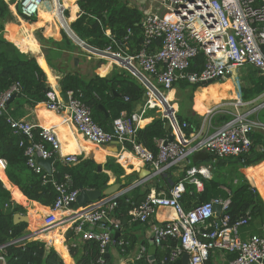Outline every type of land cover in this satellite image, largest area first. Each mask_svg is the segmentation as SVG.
Instances as JSON below:
<instances>
[{"label":"built area","instance_id":"1","mask_svg":"<svg viewBox=\"0 0 264 264\" xmlns=\"http://www.w3.org/2000/svg\"><path fill=\"white\" fill-rule=\"evenodd\" d=\"M46 0H16L18 16L24 19L35 17L41 3ZM57 2V0H56ZM167 14L146 13L140 21L142 42L133 53L126 54L123 49L112 51L114 58L128 61L132 65L125 68L136 77L145 88V99L138 111L130 115L122 114L111 122L112 132L98 125L91 116L88 106L82 101L80 91L65 92L67 101L54 89L46 93L45 107L53 112H66L75 129L88 141L96 145H107L114 140L121 149L131 144V152L152 169V175L164 173L168 168L186 162L193 152L206 150L214 157L238 156L246 153L251 144L250 134L254 130L264 131V121L251 118L249 111L231 114L232 118L217 127L208 135L197 138L186 135L187 122L179 123L174 109L167 100L165 92L179 79L189 83H208L224 80L237 69L250 65L264 77V0H159ZM132 30L127 28L125 38ZM79 44H85L79 40ZM87 46V45H86ZM153 46H156L152 49ZM125 50L128 47L124 48ZM97 50V49H96ZM102 51V50H99ZM203 53L204 63L201 71H187L190 61ZM138 65V68L135 67ZM21 85L13 83L0 91V114L5 113V121L15 134L27 139L24 148L26 165L34 173L41 174L43 182L51 181L55 197L48 213L42 219L41 227L33 234L24 235L17 240L33 239L34 235L47 233L55 229L71 231L73 241H94L98 244V262L103 261L111 245H123L113 237L122 227L121 219L116 215L117 199L122 194L104 196L82 207L73 208L79 193L74 187L71 176L63 174L55 180L50 168L48 174L37 163V158L54 157L60 151V141L51 127L42 126L34 121L15 118L8 113L7 101L13 94L19 93ZM263 94V93H262ZM261 94V95H262ZM259 95V96H261ZM251 101H237L242 108ZM169 106L174 119L166 112ZM264 107V104L262 105ZM172 108V109H171ZM148 109H160L161 118L171 123L175 131L174 139H156L157 153L135 141V132ZM228 112V111H225ZM224 112V113H225ZM80 160L77 154L62 157V163L75 165ZM210 165L186 167L184 176L171 185L168 195L151 192L138 205L127 212L130 220L147 223L159 207H171L174 217L162 224L152 226V241L161 246L166 236H174L178 244L169 250L163 260L174 261L183 253H188L189 264H206L212 251L234 253L235 257L224 264H262L264 259V236L253 234L247 239L238 236V228L249 223L247 214L229 223L225 211L229 199H211L203 201L189 210H184L180 198L185 192V183L195 185L197 191L202 187V179L211 177ZM46 172V174H44ZM221 205L220 223L213 217V204ZM7 243L0 244V264H4L2 252ZM71 246H75L74 244ZM146 253L140 247L138 258Z\"/></svg>","mask_w":264,"mask_h":264},{"label":"trees","instance_id":"2","mask_svg":"<svg viewBox=\"0 0 264 264\" xmlns=\"http://www.w3.org/2000/svg\"><path fill=\"white\" fill-rule=\"evenodd\" d=\"M76 3L81 13L71 22L70 27L89 47L97 50H105L109 47L112 51L123 49L126 54L133 53L134 50L139 48L142 42L140 21L143 14L141 11L127 6V3L123 0H76ZM44 4L45 2L41 6ZM16 10L18 12L17 4ZM44 14L40 10L35 22L42 23V17H46ZM28 20L34 21V17ZM13 21L9 4L5 0H0V91L7 89L15 82L21 85V89L14 100L7 104L8 113L18 117L19 113L22 112V108H33L37 104L45 102L47 100L46 93L51 87L44 71L38 65L34 56L29 54V50L24 48L21 51L11 42L16 43L11 37L10 29L12 28L10 26L7 28L9 33L7 37L11 41L5 38V26ZM127 28L132 30L129 38H125ZM107 30L109 34H106ZM62 36L63 48H73L74 46L70 43L69 38L64 33H62ZM38 38L44 41L41 34ZM125 47H128V49L125 50ZM155 47L153 46L152 49ZM43 52L49 66L56 70L49 56L51 51L47 49ZM37 61L49 75L44 63L39 59ZM203 63L204 55L200 52L190 61L187 71H201ZM243 69L239 93L241 100L246 102L264 93V77L260 76L257 70L250 65L244 66ZM215 82L221 83L223 81L198 84L179 79L173 84L172 88L177 87L179 91L178 98H180L176 118L179 123L187 122L189 124L184 129L186 135L199 129L198 116L196 114L192 115V112H186V109L192 105L193 93L198 88L206 87ZM59 86L63 92L80 91L82 101L90 108L92 119L106 130L113 119L122 114L130 115L137 105L144 102L145 97V88L142 83L122 68H115L110 75L105 77L93 75L90 78H85L77 72H63L59 80ZM105 112H107V115H105ZM259 116L258 119L264 121V108ZM219 117L223 119L222 125L230 120L232 115L225 114ZM166 122V119L158 116L145 126L139 127L135 132V141L153 155H156V139L167 138L170 134V131L165 129ZM250 140L249 150L238 156L216 158L206 150L197 151L193 154V160L187 167L200 164L210 165L211 177L202 179L203 188L201 191H197L194 184L185 183V192L180 198V204L184 210H189L203 201L227 198L229 204L225 214L229 217V223H233L236 219L248 214L251 221L258 220L264 226V201L251 180L241 172V168H248L264 161V131H252ZM27 142L25 136L12 132L5 121V113L0 114V159L5 161L4 172L6 177L29 200L39 202L44 206H50L55 197L54 188L51 181L43 182L42 175L34 173L26 165V157L23 152ZM125 147L131 149V144H125ZM97 166L98 164L91 158H80L75 165L55 163L54 171L51 176L48 175V178L52 177L58 181L63 174L68 173L72 178L74 187L79 188L81 184L85 189L103 188L109 180L107 172L115 177V182L120 183L121 179L125 178L121 187L130 185L136 179L135 176L124 177L123 168L112 157L107 158L104 162L103 171L96 173ZM175 168V166L168 168L164 173L132 187L118 197L116 215L121 219L125 231L126 222L130 220L127 212L133 205H138L144 201L147 195L150 194L151 189H154L158 195H168L171 185L184 176V172H181L178 177H175L173 175ZM228 168H230L229 172H234L235 175L230 177L228 174L229 176H226L229 178H225L223 170ZM0 179H5L1 162ZM5 183L8 190L0 180V244L7 243L1 253L4 264H64L62 258L66 264H73V260L74 264H112L108 255L103 257L102 262H98V244L94 241H80L75 246H71L69 242L68 251L72 260L67 251L61 249L60 243L51 242L60 252L62 258L53 247L47 246L42 240H17L24 236V230L28 225L25 222L14 224L13 214H26V209L15 203L11 197L12 192L15 191L9 186L8 181H5ZM17 197L19 202L26 203L19 192ZM138 224L140 223L135 222V225ZM125 231L123 233L121 230L119 231L117 241L123 239L132 244L133 241L128 235L129 232ZM71 234V231L66 233V240L73 239ZM41 237L50 243L47 233H42ZM177 244L178 239L176 237L166 236L161 241L163 251H154V258L142 257L128 261L126 264H180L176 260H163L169 250ZM234 257V253H226L225 262L232 260ZM206 264H212L210 257Z\"/></svg>","mask_w":264,"mask_h":264},{"label":"crops","instance_id":"3","mask_svg":"<svg viewBox=\"0 0 264 264\" xmlns=\"http://www.w3.org/2000/svg\"><path fill=\"white\" fill-rule=\"evenodd\" d=\"M123 1L127 3V6L134 7L139 11H141L143 16L146 13H151V12H157L159 14H167V11L163 8L159 0H123ZM6 2L9 4L12 17L13 16L15 17H13L14 19L13 22H10L5 26L4 29L5 38L8 39L7 35L9 33L7 31V28L8 26H10L12 29H14L13 32L12 29H10L11 37L15 40L16 43L20 45V48L16 43L11 41L10 39L8 40L11 41L21 51L24 48H27V50H29L28 51L29 54H32L34 56L36 62L44 71L51 89H54L56 92L59 93L61 91L59 86V80L63 72H67V71L77 72L85 78H90L93 75L105 77L107 75H110L115 68L120 69V67H113L112 65L113 63L111 62H108L106 60L103 61L100 60L98 57H94V56H90L89 54H86V52H84L82 49L76 47L77 44L75 42L72 43L74 46L73 48L71 49L63 48L62 33L67 35L68 38H70L71 40H74L73 38H77L76 41L77 43L79 40H81L70 27L71 22L74 21L81 13L76 3V0H57V2L56 0L45 1V4L40 8L41 12L42 13L44 12L45 13L44 15L46 16V17H42L43 19L42 23H39V21H37V23L35 22L37 20L38 14L34 17V21H30L28 19H24L18 16L15 5L16 0L15 2H13V0H6ZM71 33H73V36L70 35ZM37 34L38 36H40L41 34L44 38V41L40 40L39 43L38 39L36 38ZM106 34H109L108 30L106 31ZM22 39L25 40L24 43L21 42ZM87 47L89 46L87 45ZM89 48L96 50L92 47ZM47 49L51 51L49 53V56L51 59V63L52 65H54L56 70L52 69L47 63L45 54L43 52V50H47ZM36 58L44 63L45 67L49 71V75L39 64ZM114 59L117 62H120V64L122 65L123 63H127L128 66L132 65L131 63H128V61H124L120 58H114ZM135 67L138 68V65L135 64ZM122 69L127 70L126 68H122ZM239 69H237V71ZM233 74L229 75L226 79H228L230 76H233ZM217 81H223V82L221 83L215 82L209 84L206 87H200V90L195 94L194 101H192V105L188 109H186V112L189 113L192 112V115L196 114L198 116L199 129L197 131H193L190 133L192 134V137L197 136V138H202L208 135L209 133H211L212 131H214L216 128L215 129L205 128V125L209 123L208 117L210 116V119L212 117L210 111H212L213 107L222 100L237 97L236 93L234 92L233 86L229 80L227 81L217 80ZM216 84H219V86ZM178 92L179 91L177 90V87L171 88L165 92L167 100L169 101L170 104L172 103L171 104L172 108L175 107L173 108L175 114L178 110V100L176 99V95L178 94ZM239 98H240L239 100H241L240 96ZM249 101L251 102L247 106L240 108V110L245 112L253 109L254 112L250 114V117L258 119L260 117L259 115L261 111L264 108L262 106L264 104V93L261 96H257L256 98ZM140 106L141 104L137 105L133 109V111H138ZM166 109H169V116H171L170 117L171 122L174 124V119L171 115V110L169 106ZM155 112H158V110L157 109L146 110L143 116V120L140 122V126L143 127L146 124L150 123L154 118L158 117L156 116ZM19 114L20 115L15 118H22V119L34 121L42 126L51 127L55 132V134L57 135L60 141V151L56 153L54 156V161L51 164L52 170H54L55 163L64 165L62 163V157L67 154H77L79 155L80 158H91L97 164L102 165V171H103L104 162L107 160V158L112 157L115 159V162L118 163L123 168L124 177L135 176L136 178L130 185L126 187H121L122 194L128 191L129 189H131L132 187L144 183L146 179L150 180L154 177L152 175V169L149 167V165L140 161L131 152L130 149L127 148L121 149L119 144L114 145L112 143L103 146L96 145L86 140L75 129L74 125L69 120V115L66 112L56 113L47 109L44 103H39L33 108H28V107L22 108V112H20ZM173 126L176 127L175 124ZM170 133H172L174 136L176 134L174 129L172 128L170 130ZM194 153L195 152L187 156L186 162H183L179 165H175L176 168L173 171V175L175 177H178L181 172H184L187 165L190 164L191 161L193 160L192 156ZM0 162L2 163L3 174L5 178V179H0L2 181L3 186L7 189L5 181H8L9 186H11L12 190L15 191L12 192L11 196L12 195L17 196V193L19 192L20 195L24 198V200H26V203H21L13 198L12 199L15 201V203L22 205L26 209V213L28 212V215H30L34 220H38V221L42 220L43 217L49 212L48 211L49 207L44 206L39 202L29 200L26 196H24L19 190V188L6 177L4 172L5 161L0 159ZM200 166H204V165L202 164L197 165V167ZM229 169L230 168L223 170L225 178H229L227 177L229 175L230 177L235 175L234 172L230 173ZM241 170H242L241 172L244 173L246 177L251 180L253 186L256 188V190L258 191V193L260 194V196L264 201V161L256 165L249 166L248 168H244V169L241 168ZM107 174L109 175V180L107 184L119 183V182H115V177L110 172H107ZM141 175L143 176V178H141ZM124 179L125 178L121 179L120 181L121 186L124 184L125 181ZM202 188L203 185L201 189H198V191H201ZM151 192L155 193V190L151 189L150 193ZM174 215H175L174 210L171 207H159L156 210V213L153 216V218L147 223H140L138 225H135V221L132 220L127 221L125 228L127 233L129 232L128 235L132 239L133 243L130 244V242L128 241L119 239L118 242L122 241L123 245L122 246L118 244L111 245L108 248L106 256L108 255L110 257L112 264H126L128 261L138 259L139 249L140 247L144 246L146 249V253L143 257H149L150 259L154 258L153 252L163 251V247L156 246L155 244H153L152 232H151L152 226L154 224H162L167 220L173 218ZM40 227L41 225H36V227H31V225L28 223L27 228L24 230V235H30L31 233L33 234V232L38 230ZM124 231H125L124 225L122 224L121 232L123 233ZM67 232H65L62 229H55L47 232L48 237L50 238V243L42 239L41 237L42 233L34 235L33 239H39L44 241L47 244V246L53 247L54 250L61 256L60 252L51 242L60 243L61 249L66 250L68 256L72 259L68 251V243L70 242V245L73 244L76 245L80 241L78 239L76 241H73V239L70 241L69 239L66 240ZM253 234L264 236V226L258 220L251 221L250 219L248 224L238 228V236L243 240L249 238V236ZM120 236L122 237V235ZM210 258L212 264H224L226 260V253L215 250L211 252ZM62 260L64 264H66L63 258ZM73 264H74V260H73Z\"/></svg>","mask_w":264,"mask_h":264},{"label":"water","instance_id":"4","mask_svg":"<svg viewBox=\"0 0 264 264\" xmlns=\"http://www.w3.org/2000/svg\"><path fill=\"white\" fill-rule=\"evenodd\" d=\"M209 82H211V81H209ZM199 84H205V82H201ZM59 94L61 97H63V99L65 101H67V95L65 92L60 91ZM15 97H16V94H13L10 97V99L7 101V103L10 104L14 100ZM100 107L104 110V108L102 106H100ZM105 115H107V112H105ZM108 129H109V131L112 132L111 124L108 125ZM165 129L169 130V131L171 130V123L169 121L166 122ZM168 139L169 140L174 139V136L172 133H170L168 135ZM112 144L117 145L118 142L116 140H114L112 142ZM53 161H54V157H49V158H45V159L41 158V157L37 158V163L39 165H41L48 174H50V171H51L50 168H51V164L53 163ZM100 171H102V165L98 164L96 173H98ZM141 178H143L142 175H141ZM120 192H122L120 183L106 184L101 189H85L80 184L79 185V193L77 195L76 203L74 204V208L76 209V208L82 207L91 201H96V200L100 199L101 197L110 196V195L117 194ZM220 216H221V205L219 203H214L213 204V217L216 219L217 224L220 223ZM40 221L41 222L39 224L37 222V225H42V220H40ZM20 222H25L28 224L29 223V216L27 214L14 213L13 214V223L16 224V223H20ZM118 234H119L118 232H115L113 234V237L116 239ZM188 259H189V255H188V253L185 252L182 254V256L179 259L176 260V262L180 263V264H189ZM254 264H258V263H254ZM262 264H264V259L262 260Z\"/></svg>","mask_w":264,"mask_h":264},{"label":"rangeland","instance_id":"5","mask_svg":"<svg viewBox=\"0 0 264 264\" xmlns=\"http://www.w3.org/2000/svg\"><path fill=\"white\" fill-rule=\"evenodd\" d=\"M6 1V0H5ZM15 2V0H14ZM10 3V2H9ZM12 5V4H11ZM13 6V5H12ZM10 9V8H9ZM15 17V16H13ZM71 36H73V33L70 34ZM66 37H68L66 35ZM36 38L38 39V42L40 43V40L38 38V35H36ZM74 40H70V43H76L78 48L82 49L84 52H86V54H89L90 56H94V57H98L100 60H106L108 62H111L113 63V67H120V68H125L122 64H120L119 62H117L114 57H112L111 55V51H96V50H93L89 47H87L86 45L84 44H79V41L78 43L76 42L77 41V38H73ZM95 52V53H94ZM101 55V56H100ZM244 69L241 68L239 69L237 72H235L233 74V76H230L228 79H224L225 80H229L233 86V89H234V92L236 93L237 97H234V98H228V99H225V100H222L221 102L217 103L212 111H210V114H212V117L210 119V116L208 117L209 119V123H207V125H205V128H209V129H215L217 127H219L221 125V122H222V118L219 117L221 115H225V114H233V113H236V112H242L240 110V107L237 105V101L240 96V93H239V88H240V84H241V74ZM219 86V84H216ZM200 90V88H198L194 93H193V101H194V97H195V94ZM166 96V94H165ZM176 99L178 100V102L180 101V98H178V94L176 95ZM172 104V103H171ZM172 106V105H171ZM175 108V107H173ZM158 112H155L156 113V116H160L162 115V112L160 109H157ZM225 111H228V112H225ZM225 112V113H224ZM203 115V114H202ZM149 180V179H148ZM147 179L145 181H148ZM144 181V182H145ZM28 215V212L26 213ZM28 225V224H27Z\"/></svg>","mask_w":264,"mask_h":264},{"label":"bare ground","instance_id":"6","mask_svg":"<svg viewBox=\"0 0 264 264\" xmlns=\"http://www.w3.org/2000/svg\"><path fill=\"white\" fill-rule=\"evenodd\" d=\"M44 3V2H43ZM43 3H41V5L43 4ZM22 43H24L25 42V40L24 39H22V41H21ZM17 45H18V47L20 48V45L18 44V43H16ZM119 61V60H118ZM120 63V62H119ZM124 65H127V63H123ZM128 66V65H127ZM128 67H130V66H128ZM227 81V80H226ZM168 106H166V108H167ZM167 110V112L169 113V109H166ZM169 115V114H168ZM235 158V157H234ZM13 199H15L16 201H18V198H17V196L16 195H12L11 196ZM29 216V224H32V225H34V226H36L37 225V222H38V224L41 222L40 220L38 221V220H34L30 215H28ZM65 248V247H64ZM66 249V248H65Z\"/></svg>","mask_w":264,"mask_h":264}]
</instances>
